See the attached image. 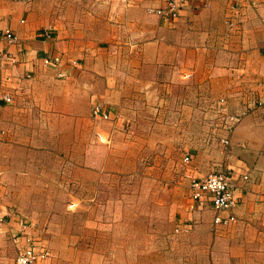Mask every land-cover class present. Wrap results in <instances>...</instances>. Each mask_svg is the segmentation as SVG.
Returning <instances> with one entry per match:
<instances>
[{"label":"crops","instance_id":"obj_1","mask_svg":"<svg viewBox=\"0 0 264 264\" xmlns=\"http://www.w3.org/2000/svg\"><path fill=\"white\" fill-rule=\"evenodd\" d=\"M165 2L0 0V31L17 36L0 39V264L14 263L25 233L48 252L37 264H264V0H187L173 21L146 10ZM53 56L60 64L47 65ZM221 98L228 113L251 108L231 132L215 129ZM95 104L108 119L92 115ZM99 135L109 137L111 169L97 161ZM57 138L66 146L53 147ZM70 152L77 176L125 173L132 157L147 158L156 187L170 190L144 198L158 211L150 227L106 238L98 223L90 242L42 240L7 194L20 159ZM225 169L236 222L213 226L209 205L192 207L189 181Z\"/></svg>","mask_w":264,"mask_h":264},{"label":"rangeland","instance_id":"obj_2","mask_svg":"<svg viewBox=\"0 0 264 264\" xmlns=\"http://www.w3.org/2000/svg\"><path fill=\"white\" fill-rule=\"evenodd\" d=\"M39 1L44 3L45 0ZM98 124L102 133L105 128L100 122ZM72 141L74 145L76 140L72 139ZM95 141L100 145V155L97 158L99 165L111 169L113 157L108 155L107 150L109 137L99 135ZM59 143L62 147L66 146L63 145L66 144L65 141L62 142L59 138L52 145L54 147ZM57 148L53 151L55 152ZM72 148H75V145L69 146V150ZM70 153L73 154L64 156L53 154L51 157L35 156L33 165L31 164V153L24 161L20 159L21 162L18 165L23 173L15 175L17 179L13 181L14 188L7 194V199L18 201L17 214L26 218V223L38 231L42 240H54L55 242L67 240L70 245L76 243L78 235L90 242L93 236L91 230H98V223H101V230L106 238L113 231L115 233L117 230L123 231V228H126V232L131 228L133 236L138 238L145 227H150L148 222L151 223L150 220L156 217L158 211L153 204L143 203L144 198L150 194L157 195L156 193L167 196L170 190L156 187V172L146 168L147 158L132 157L131 164L125 173L120 171L115 175L109 174V176L100 173V177H95L96 173L89 172L87 176L84 173L81 175L78 173L77 176L74 171L77 157L74 152ZM39 160L41 163L43 161L45 168H40ZM119 161L122 164V158H119ZM83 165L85 166V163ZM147 182H150L151 187ZM108 185H112L113 188L108 189ZM97 197H99L98 202H104L94 204ZM107 200H109L108 203ZM166 206V204L163 205L165 209L163 222L159 219L164 230H167L169 226L167 220L171 215L173 216V211ZM94 215L96 223L92 218ZM110 218L112 219L107 220ZM123 218L126 219L125 225H123ZM110 222L111 228L108 227ZM166 222L168 226H165ZM153 224L155 227L156 222ZM171 232L168 231V233ZM102 248H105V244H102ZM83 257L89 259V254H84ZM75 258L74 255L73 260Z\"/></svg>","mask_w":264,"mask_h":264},{"label":"built area","instance_id":"obj_3","mask_svg":"<svg viewBox=\"0 0 264 264\" xmlns=\"http://www.w3.org/2000/svg\"><path fill=\"white\" fill-rule=\"evenodd\" d=\"M187 0H166L163 6L147 7L146 10L149 13L158 15L159 17L173 21L179 16L180 8ZM258 1V0H256ZM0 39H5L9 43L17 42V36L9 29L0 31ZM60 56H53L45 59V63L49 66H55L60 64ZM76 64V61H72ZM2 64H0V67ZM62 75V73H59ZM5 102H10V96H3ZM221 104H219L218 110L225 112L219 116V120L215 122V129H223L226 132H231L233 126L238 123L242 116L246 114L251 108H242L239 111L231 113L226 112V101L221 98ZM93 116H98L101 119H108L109 114L102 111L99 105H93L91 109ZM212 137V136H211ZM205 143L211 141L210 137L204 138ZM219 145L222 151H226L229 146V138L227 136L219 137ZM190 160L189 155L183 156V161L188 162ZM246 176H244L245 178ZM231 172L229 169L217 170L208 173L204 177H193L189 181V193L190 198L193 200V208L201 210L209 205L213 211L212 223L213 226L229 225L236 222V216L234 214V207L238 203V199L234 195L233 184L231 183ZM208 201V202H206ZM24 244L19 249V252L14 260L13 264H37L40 258H44L47 255V251H38L37 240L29 233L22 234ZM20 237H15L19 240Z\"/></svg>","mask_w":264,"mask_h":264}]
</instances>
